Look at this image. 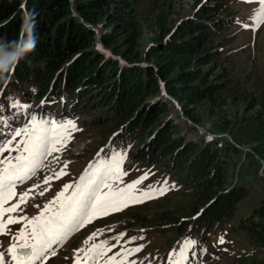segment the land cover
Masks as SVG:
<instances>
[{
  "label": "rangeland",
  "instance_id": "374dc122",
  "mask_svg": "<svg viewBox=\"0 0 264 264\" xmlns=\"http://www.w3.org/2000/svg\"><path fill=\"white\" fill-rule=\"evenodd\" d=\"M218 3L220 13L207 21L211 25L219 22V27L208 32L203 47L213 57L207 64L196 67L205 74L207 82L219 85L210 104L178 102L166 93L160 82L159 97L167 103L164 116H157L144 130V142L140 140L130 146L114 148L108 141L114 130H110L108 122L111 114L98 113V104L79 111V117L75 113L79 109L71 101L63 106L62 112L60 107L56 109L57 104L47 110L48 116L57 123L66 118L77 119L75 130L69 129L64 146L48 155L35 174L18 185L17 194L32 189L29 199L21 205L22 212L6 214L5 219L7 215H37L64 185L78 182L90 165L95 166L92 170H104L116 160L121 161L124 174L116 182L110 180L109 183L125 188L141 180L132 189V195L140 197L142 202L129 203L119 211L93 218L79 228L82 234L66 240L63 249L46 264L76 263L84 252L76 253L75 250H86L88 238L93 233L95 238L90 247L95 244L105 250V254L97 258V264H108L111 257H115L116 264H174V261L181 264H264V248L251 243L240 228L241 220L264 201V20L258 27L251 26L253 18L260 17L264 4L258 0H136L132 7L134 27L129 30L116 28L110 46H103L100 39L103 33L105 38L110 32L107 20L89 27L95 32V50L106 58L119 60L120 67L154 66L155 55L147 56L152 46L183 21L194 17L203 5ZM160 24L166 29L162 34L158 29ZM23 89L32 90L25 85ZM2 90L0 87V93ZM6 101L0 105V120L8 121V126L23 128L33 118L45 121V112L39 114L40 107L33 97L11 91ZM14 101L30 107L13 108ZM98 120L105 124H94ZM164 121H171L174 126L170 133L172 138L201 146L213 144L220 172L216 176L217 183L207 172L204 179L189 177L185 181L176 178L179 171L174 172L173 168V172L168 171L170 163L166 161L146 166L132 160L139 147L149 144L154 137L156 131H151V127L161 128ZM5 130L1 134L0 128V141L9 138L11 129ZM61 169L66 174L55 178ZM45 178L48 183L44 182ZM232 188L247 192L234 203L232 217L210 224L197 220L203 207L202 195L209 190H219L222 194ZM145 192L149 194L147 198L141 196ZM70 193L71 189L65 195ZM14 202L17 199L11 200L9 205ZM180 223H183L181 227ZM20 228L18 224L0 237L3 250L8 248L12 235ZM189 240L196 243L184 249L186 258H182L180 251ZM137 248L140 250L135 251ZM170 253H174L172 262Z\"/></svg>",
  "mask_w": 264,
  "mask_h": 264
},
{
  "label": "trees",
  "instance_id": "16d2710c",
  "mask_svg": "<svg viewBox=\"0 0 264 264\" xmlns=\"http://www.w3.org/2000/svg\"><path fill=\"white\" fill-rule=\"evenodd\" d=\"M134 4L136 0H0V43L10 47L26 38L22 31L25 14H32L35 19L37 41L33 51L0 77L2 95L7 89L18 90L46 107L71 101L79 109L75 112L77 117L79 111L96 103L98 113L111 114L108 122L110 130H114L108 141L115 147L144 142V130L157 116H164L167 103L159 97L160 82L178 102L210 104L219 85L207 82L205 74L196 67L207 64L213 57L203 47L208 32L219 27V22L211 25L207 21L220 13L219 3L203 5L194 17L152 46L147 56L155 55L154 66L122 68L119 60L106 58L95 50V32L89 25L107 20L110 32L105 38L103 33L100 39L103 46H110L116 28L134 27L131 23ZM158 26L161 34L166 31L161 24ZM24 85L32 86L33 92L24 90ZM94 124L101 126L105 122L98 120ZM172 127L171 121H164L161 128L151 127V131H156L154 137L149 144L139 147L132 160L146 166L166 161L170 163L169 172L179 171L176 178L204 179L207 172L216 181L220 172L213 144L201 146L172 138ZM209 186L213 187L211 182ZM246 193L233 188L222 194L209 190L202 195L203 207L197 220L210 224L232 217L234 203ZM240 228L251 243L264 248V201L241 220Z\"/></svg>",
  "mask_w": 264,
  "mask_h": 264
},
{
  "label": "snow or ice",
  "instance_id": "6c2138e0",
  "mask_svg": "<svg viewBox=\"0 0 264 264\" xmlns=\"http://www.w3.org/2000/svg\"><path fill=\"white\" fill-rule=\"evenodd\" d=\"M258 2L264 4V0ZM261 20H264V9H261L260 17L253 18L251 26L258 27ZM11 106L17 109L30 107L19 101H14ZM0 123L5 121L0 120ZM45 123L50 127H45ZM69 129L75 130L72 121L57 123L36 121L33 118L23 128L12 130L8 139L0 141V235L8 234L9 225L23 222V226L12 235V242L8 248L0 251V264H45L50 255H55V246L73 231L90 223L93 218L107 215L111 211H119L129 203L142 202L140 197L132 195V189L136 184L141 183V180L138 179L125 188H116L113 183H109L113 179L119 180L124 174L121 170V161L116 160L104 170L100 168L92 170L95 166L90 165L78 182L64 185L63 190L57 193L37 215L33 217L7 215L5 219L6 214L23 211L21 205L27 202L32 189L17 194L16 188L35 174L48 155L64 146L69 138ZM17 137L23 139L17 140ZM5 152H8L7 156H4ZM13 152L16 155L13 156ZM65 174L61 169L55 178ZM44 182L48 183V178H45ZM69 189L71 193L65 195ZM141 196L147 198L149 194L145 192L141 193ZM13 199H17V202L5 207ZM36 207L40 208L39 205ZM94 238L95 233L88 240ZM221 242H223L222 238ZM195 243L191 240L186 241L180 256L186 258L184 249ZM139 250V248L135 249V251ZM82 251L83 260L81 262V258L78 257L76 264H89L90 260L92 264H97V258L105 254V250L95 244L87 250H75L76 253ZM169 259L170 262L173 261L174 253L169 254ZM108 264H116L115 257L109 258ZM174 264L181 262L174 261Z\"/></svg>",
  "mask_w": 264,
  "mask_h": 264
},
{
  "label": "clouds",
  "instance_id": "9594fccd",
  "mask_svg": "<svg viewBox=\"0 0 264 264\" xmlns=\"http://www.w3.org/2000/svg\"><path fill=\"white\" fill-rule=\"evenodd\" d=\"M22 31L25 33V39L14 42L10 47H6L3 43H0V77L12 71L21 59L35 49L37 41L35 36V19L32 14H25Z\"/></svg>",
  "mask_w": 264,
  "mask_h": 264
}]
</instances>
